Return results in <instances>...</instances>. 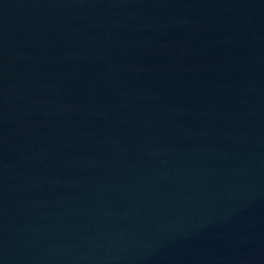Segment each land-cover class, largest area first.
<instances>
[{"label":"water","instance_id":"95a60500","mask_svg":"<svg viewBox=\"0 0 264 264\" xmlns=\"http://www.w3.org/2000/svg\"><path fill=\"white\" fill-rule=\"evenodd\" d=\"M0 264H264V0H0Z\"/></svg>","mask_w":264,"mask_h":264}]
</instances>
